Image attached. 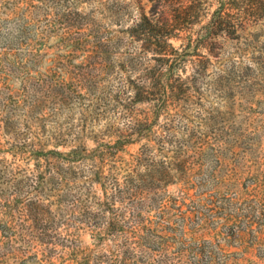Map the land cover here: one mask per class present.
Returning a JSON list of instances; mask_svg holds the SVG:
<instances>
[{"label":"rangeland","instance_id":"1","mask_svg":"<svg viewBox=\"0 0 264 264\" xmlns=\"http://www.w3.org/2000/svg\"><path fill=\"white\" fill-rule=\"evenodd\" d=\"M208 1L0 0V264H264V0Z\"/></svg>","mask_w":264,"mask_h":264},{"label":"trees","instance_id":"2","mask_svg":"<svg viewBox=\"0 0 264 264\" xmlns=\"http://www.w3.org/2000/svg\"><path fill=\"white\" fill-rule=\"evenodd\" d=\"M155 16L152 18L161 29L166 32L163 39L168 41L175 35L171 31L178 30L182 26L189 24H199L201 18L208 11L210 4L208 0H152ZM232 1L228 7H238L237 0ZM216 9L212 12L211 20L208 21L205 27L222 26L226 24L225 13L228 11L226 3L220 0ZM234 6V7H233ZM152 20V21H153ZM169 31L170 33H167ZM162 173V172H161ZM163 174V173H162ZM164 178H168L164 175Z\"/></svg>","mask_w":264,"mask_h":264}]
</instances>
